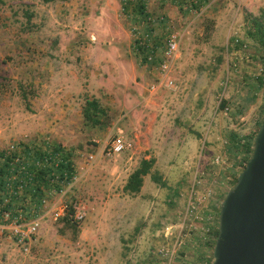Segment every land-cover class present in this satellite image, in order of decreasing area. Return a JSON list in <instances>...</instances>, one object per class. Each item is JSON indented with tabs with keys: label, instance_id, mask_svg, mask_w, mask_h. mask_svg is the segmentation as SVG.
I'll use <instances>...</instances> for the list:
<instances>
[{
	"label": "rangeland",
	"instance_id": "1",
	"mask_svg": "<svg viewBox=\"0 0 264 264\" xmlns=\"http://www.w3.org/2000/svg\"><path fill=\"white\" fill-rule=\"evenodd\" d=\"M129 2L179 35L173 88L152 91L161 59L148 65L135 52L141 14H125L122 0L0 2V151L59 144L77 174L52 197L27 251L0 233V264L214 262L221 205L247 165L232 138L253 136L264 121V48L252 37L255 20L264 26V0H200L192 11ZM89 100L105 111L101 125L85 118ZM116 137L131 147L107 157ZM151 158L166 186L148 175L129 195V177ZM71 208L83 215L75 229L63 221Z\"/></svg>",
	"mask_w": 264,
	"mask_h": 264
},
{
	"label": "trees",
	"instance_id": "2",
	"mask_svg": "<svg viewBox=\"0 0 264 264\" xmlns=\"http://www.w3.org/2000/svg\"><path fill=\"white\" fill-rule=\"evenodd\" d=\"M51 1L54 0H45L47 3ZM124 1L122 0V5L125 14L129 13V9L141 14L140 16L147 14L144 4L137 8L133 5L136 2ZM27 18L31 20L32 15L27 13ZM255 23L256 34L252 37L264 48V26L259 20H255ZM84 115L88 122L97 126L102 124L105 111L97 100H89L84 109ZM262 124L263 122L260 127ZM256 135L257 133L247 139L236 135L232 138L234 150L245 152V164L251 158ZM19 146L22 151L9 156H6V150L0 151V214L8 212L13 218H18L20 215L18 211L21 210L27 220H32L43 213L44 202L50 200V193L61 194L73 183L76 176L75 165L72 152L59 144L43 141L39 145L19 143ZM155 164L154 158L143 159L129 177L124 191L129 195L139 194L144 178L148 175H151L154 183L165 187L162 175L152 172ZM237 181L238 179L233 185H236ZM74 216L75 210L71 208L63 221L68 227L75 229L77 225ZM218 237L219 226L213 230L212 240L209 243L212 248L215 247Z\"/></svg>",
	"mask_w": 264,
	"mask_h": 264
},
{
	"label": "water",
	"instance_id": "3",
	"mask_svg": "<svg viewBox=\"0 0 264 264\" xmlns=\"http://www.w3.org/2000/svg\"><path fill=\"white\" fill-rule=\"evenodd\" d=\"M253 145L221 205L213 264H264V121Z\"/></svg>",
	"mask_w": 264,
	"mask_h": 264
},
{
	"label": "built area",
	"instance_id": "4",
	"mask_svg": "<svg viewBox=\"0 0 264 264\" xmlns=\"http://www.w3.org/2000/svg\"><path fill=\"white\" fill-rule=\"evenodd\" d=\"M128 1L130 0H125L124 2L127 3ZM169 2L177 6L179 9H183L184 11H192V8H198L200 0H169ZM145 7L147 11V6L145 5ZM140 17L141 18L138 20V24L133 29L135 38V52L145 61V64L148 65L154 63L156 59H161L158 64L160 78L157 85L152 87V91L155 92L158 88L161 87L173 88L174 82L171 78V71L173 64L177 61L180 54V37L173 30H171L170 32L171 27L169 26V22L165 19L155 18L154 16L150 15L148 11L145 16L142 15ZM160 25L166 26L167 30L169 29V33L167 36L160 35L158 33L156 34L157 27ZM130 147L131 145L127 143L123 137H116L109 145V148L107 150V157H113L115 155L123 153ZM5 150L6 156H9L15 152L20 153L22 151L19 143H14ZM87 161L88 164L93 165L95 163V158L93 156H90ZM75 179L76 176L74 180ZM44 205L45 206L43 207V213L32 220H27L21 210L18 211V213L20 214L18 218H13L12 215L8 212H1L0 233L4 232L5 230L10 231L17 245L23 247L27 251L28 243L32 241V238L38 232L40 218L47 215V213H49V209L51 210V208L55 206L51 205L50 200H46L44 202ZM67 208V205H64L59 212L56 209L54 213L55 216L60 217L64 215L67 211ZM76 216V220H80L83 218V215H81L80 213H78ZM169 233L170 227H167L165 230L166 236H168ZM162 252V254H165V249H163Z\"/></svg>",
	"mask_w": 264,
	"mask_h": 264
},
{
	"label": "crops",
	"instance_id": "5",
	"mask_svg": "<svg viewBox=\"0 0 264 264\" xmlns=\"http://www.w3.org/2000/svg\"><path fill=\"white\" fill-rule=\"evenodd\" d=\"M160 41V40H159ZM72 160H73V157H72ZM73 163H74V161H73ZM74 165H75V163H74ZM76 171V170H75ZM77 175V174H76ZM145 179V178H144ZM56 194H58V193H50V195H49V197H51L50 198V202H51V200H52V197L54 196V195H56ZM56 196H58V195H56ZM63 196V195H62ZM0 239H1V237H0Z\"/></svg>",
	"mask_w": 264,
	"mask_h": 264
}]
</instances>
